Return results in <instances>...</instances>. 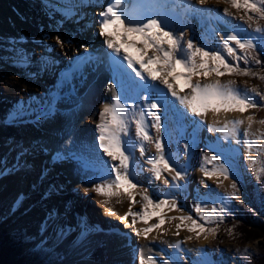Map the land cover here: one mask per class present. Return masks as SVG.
<instances>
[{
  "label": "snow or ice",
  "instance_id": "snow-or-ice-1",
  "mask_svg": "<svg viewBox=\"0 0 264 264\" xmlns=\"http://www.w3.org/2000/svg\"><path fill=\"white\" fill-rule=\"evenodd\" d=\"M133 2L142 7L140 18L127 17L126 8L129 0H110L99 13L98 35L104 37L103 44L110 50L107 52L106 71L110 74L111 80L106 91L111 93V102L105 103L99 111V122L96 124L99 133L97 139L100 151L109 157L110 161L118 163L110 165V172L106 173L110 178L95 183L92 190L106 198L103 201L105 204L110 203L112 198H116V202L120 203V198L126 197L129 201L128 211L120 220L124 222L132 217L133 228L137 220L147 225L149 220L156 218V223L143 229H135L137 237L146 238L154 229H160L167 219L179 221L175 225L177 236L181 225H184L187 231L195 233L197 238L203 234L205 239L209 235L215 239L219 225L230 214L227 200L221 201L218 209L213 207L212 213L208 215L204 214L202 204L196 203L193 210L203 223L198 222L190 214L167 216L165 210L183 211L178 197L187 191L190 161L197 142L196 133L203 127V118L209 113L216 117L221 113L241 114L243 118L225 119L222 125L219 120L216 124H208L207 131L222 134L223 141L231 140L236 144H243L256 183L259 185L264 177V160L260 159V156L264 155V143L256 149L258 155L254 157L253 143L249 140V129L253 123L264 125V119L257 121L254 114L244 116L251 109H264V104L258 103L255 99L258 97L259 101L264 102V90L257 85H250L247 80L241 87L235 80L222 83L219 79L224 76H236L264 83V60L261 59V53H264V24L261 23L264 21V0H195V4L188 0V7L185 9L187 14L201 13L204 6L209 4H223L226 7L222 10V16L218 15L214 19L227 24L229 21L223 17L236 19L232 11L234 9L235 13L240 14L238 19L242 24L251 29V32H246L240 25H236L226 36L221 33L222 48L202 46L188 38L186 31L178 32L176 26L179 25L181 28L184 26L181 20L170 16L162 9L168 0ZM197 4L199 8L196 7ZM156 8L161 10L153 11ZM109 28L122 32L121 42H126L129 47H135L139 56L133 57L126 48H121L120 44L115 43L110 38L112 33L107 31ZM242 32L245 34L242 35ZM27 39L24 36L8 38V46L4 49L12 53L9 60L22 68H28L34 63L31 54L20 47ZM66 42L57 35V44L63 46ZM39 43L43 44L44 40H40ZM89 63L90 59H85L83 63H71L69 68L59 75L53 89L39 98L40 102L37 104L39 115L32 113L37 122L54 119L60 111L59 103L78 93L76 81L86 80L83 66ZM252 65L261 67L259 70H253ZM43 70L47 71V66ZM211 77L216 79H210ZM177 81H183V87ZM30 99L36 101L38 98L33 96ZM31 112V104L25 108L21 103L19 109L10 114L12 122L22 123L25 115ZM148 117H151L150 122ZM245 121L247 127L241 136L240 126L244 125ZM170 123L175 125L181 137L188 134V129L192 128L190 141L183 142V155L186 161L182 165L177 163L180 142L169 130ZM133 125L134 142L131 139L126 141L125 138L131 136ZM150 129L155 131V136L150 133ZM256 139L264 140V133ZM173 143L177 144L175 153L171 149ZM147 145H152L155 149V155L145 160L149 166L147 170L151 173V179L162 181L166 186L170 185L168 192L164 193V198L154 199L149 187L139 186V182L136 181L134 151L138 149L140 155L144 157ZM208 147L217 154L211 156L204 154L200 172L208 179L216 178L218 186L231 178L233 182L230 188L233 191L230 198L239 199L233 167L234 153L238 150L225 147L220 140ZM54 160L75 162L78 173L99 171L94 169L85 157L73 151L67 153L57 151ZM209 164L213 165L211 169L208 168ZM200 183L204 184L205 181L202 179ZM136 196L140 199L137 200ZM241 203L243 204V201ZM135 204L140 205L139 211H133ZM108 215H115L111 208ZM209 224L216 226L209 227L207 226ZM228 231L231 234L232 229ZM180 246V241L174 245L176 249H180ZM138 264H170V261L164 259L158 262L152 256L145 258L141 254ZM200 264L210 262L202 261Z\"/></svg>",
  "mask_w": 264,
  "mask_h": 264
},
{
  "label": "rangeland",
  "instance_id": "rangeland-1",
  "mask_svg": "<svg viewBox=\"0 0 264 264\" xmlns=\"http://www.w3.org/2000/svg\"><path fill=\"white\" fill-rule=\"evenodd\" d=\"M28 1L34 6L35 9L34 11L36 15L34 16L35 17L34 22L37 23L41 15L42 8L45 9L46 7L45 10L56 13L57 15H59L60 18H63L64 26L61 25V27H58L56 32L54 28H50L51 29L50 34H48V37H46V39L44 36H42V38L38 39L36 42H33L35 40L28 39L31 42V48H32L31 49L32 51L29 54H31V59L34 62L28 68H22L16 66L9 60V56H11L12 53H8L4 50L8 46V41L4 40L0 36V70L2 69L4 72H6L10 78L16 80L23 79V81L28 85L29 88V90H27L29 91L28 96H26L23 101L26 103L23 104L25 105V108H27L28 104L32 105V112L25 115V118L22 123L21 122L13 123L12 121L10 122V126L13 127V131H12V133L14 132L13 136L9 139H0V179H4L7 176L8 178H10L11 175H16L17 178L15 179L14 183H12L11 189L13 191L15 190V193H18L17 195L18 197H21V201L18 200V204H16L18 207V209L16 210L11 209L9 211L8 205H6L7 202L6 201L0 202V231L1 230L12 231V230H17L19 228L25 229L26 236L28 237L29 240L26 243V245L23 247L22 254H26V253L31 254L29 264H43L41 262L43 260L47 261V264H67L68 259L65 255L66 250L64 249L65 248L64 243L69 245L72 244L71 245L72 247H70V249H74V247L77 246L80 247V243L85 245L91 244V247L88 249L90 254L94 256V259H91V262L89 264H105V262H107V264H110L111 263L110 254L108 253L106 248L109 244L111 245L112 243H115L116 240L117 242L119 241L118 243H120L122 246L127 248L126 250H128V252L131 255V260H132L131 264H138L139 253H137V251L141 244V242L139 241V237H137L135 233L131 231V229L128 228V226L120 219L116 221H114V219H110L111 221H113L111 223L100 220L102 219L100 215L102 209L98 207V203L96 202L94 196L91 194L83 196V194L79 191V189H73L72 183L64 181L63 180L64 178L61 175H59V173L54 171L55 167L53 165H48V168L44 165L45 160L42 158L43 154L37 152V149L39 150L40 147L38 146L39 144L37 143V139L32 138V134H30L31 132H27L23 129L20 131L21 133L15 132L16 127L17 128L19 127V129H21L24 128L25 124L31 125L34 131L38 130L37 125L40 124V121L37 122L32 113H34L35 115H39V108H37V104H39L40 102L39 98L42 97L46 92H49L50 89L52 88L51 84L53 83L51 82V77H52L51 72L52 69L53 68L55 69L58 65L56 64L55 61L57 60V57L59 55L62 57V63L60 65H64L65 63H68L70 61L72 55L74 54L78 55L80 53H83L82 51L91 50L95 54V56L93 57L94 59L93 62H95L96 60L98 61L92 63L88 67V71L87 69L83 70L84 72L83 75L85 77H89L91 71L94 73L98 70L99 67L103 69L105 63L104 57L102 56L103 51L101 50V43H99L102 37L97 35L98 30L96 29V26L93 25V17H94L92 13L93 9L89 10V7H94L95 0H28ZM44 2H47V4L45 5ZM5 3L6 0H0V13L1 10L5 9L6 6ZM180 4L183 6L187 5L188 7V0H180ZM64 5L66 6V8H60L63 7ZM220 7L224 8L226 7V5L221 4ZM211 9L212 6L210 7V5H206L204 7V10H207L208 12H211ZM70 11H72L73 13ZM232 11L237 18L232 19L231 17H228L231 20L228 24L231 26H235L238 23H241V26L243 28L242 22L238 19L240 14L235 13L234 9ZM88 17H90L91 20H89ZM188 18L191 24H189V26L187 25V28L189 27L191 29H194L195 26L194 24L196 23L194 14H188ZM207 22L210 23L212 26L215 25L213 23V20H211L209 16H207ZM261 23L264 24V21H261ZM201 26L203 28V24H201ZM34 27L35 29H39L43 31L44 29L47 30V28H44L42 25L41 26L34 25ZM214 29L215 31L209 28L211 32V37H209L206 32L204 33H200V31L196 32L197 38L196 41L195 40L194 41L202 46H211L212 48H222L221 35L217 31L216 27ZM246 32H251V29H249L247 25H246ZM241 34H245V33L242 32ZM57 35H59L62 39H64L69 43L70 47H72L71 50L67 52H62L61 50L60 52H58L59 54L56 53L58 51L57 49L62 48L61 45L56 43ZM118 36L119 35H114L113 37L110 38H112L115 41L116 40L115 37L117 38ZM42 39L44 40L43 44L39 43V41ZM128 39L130 40L131 37H128ZM28 40L25 43L26 46L28 45L27 43H29ZM118 41L119 43L118 42L117 43L120 44L121 48H123V46L125 45L124 48H126L127 51H129L128 50L129 46H126L127 45L126 42L122 43L120 38H118ZM87 46L90 49H87ZM36 47H38L39 49H37ZM55 47L57 48L56 50ZM130 49H136V48L130 47ZM98 50H100V53H98ZM45 62H47V64H45ZM57 63H59L58 60ZM45 66H47V71L43 70ZM241 66H243V62H241ZM252 67L253 70H259L258 68H256V65H252ZM16 70L18 71L16 72ZM36 73L38 74L33 75ZM56 76H58V74H56ZM93 76H95V74H93ZM99 77L100 76H98V78L97 77L94 78L93 81H90L91 83L89 84V86H94L95 84H98L99 82L97 83V81L99 80ZM221 79H223L225 82L229 80H235L236 83H240L238 82L240 80H244V81L247 80L250 85H257L261 90H264V86L260 83V81L255 79H249L247 77H236V76H224L221 77ZM110 80L111 78L109 77V73H108L106 75L105 81H103V83L101 84L104 91L108 87ZM83 82L84 80H79V79L76 81V85L78 89ZM85 95L82 93L80 95H73L70 99L59 103L58 108L60 111L57 115L61 116L64 113L67 114V112L76 114V112H80V110H82L85 106H90L95 116L96 113H98L104 106L105 103L104 99L102 98V96H100L99 98L94 96L92 97L91 104H86L85 97H89L90 94H85ZM33 96L37 97L38 99L36 101L31 100L30 98ZM256 101L260 104H264V102L259 101L258 97H256ZM75 105H79V106L74 107ZM253 110H254V115L256 117L259 116L258 117L259 120L264 119V109L257 108ZM148 120L150 122L151 117H149ZM86 122L82 124H80L79 122L74 123L75 126L74 140L70 144L73 145L71 149L75 150V148H77L75 152L79 154L81 153L83 157L89 160L90 158H93V155L96 153L95 151L97 150H99L98 152L102 153V155L104 153L99 149V142L97 139L99 133L96 130L97 122L94 121H86ZM172 125L173 124L171 123L168 125L170 131ZM262 126L264 129V125ZM153 131L154 130L150 129V133L153 136H155V132ZM132 132L133 131H131V134ZM59 135H60L59 136L60 140L62 139L65 140V136H63L64 133H60ZM130 139L133 141L132 136L125 138L126 141ZM188 141H190V137L188 138ZM127 146L128 145L126 143L125 147ZM179 147H180L179 158L182 161L180 163L182 165L185 163L186 157H184L183 155V142L181 140L179 143ZM203 147L205 146L204 145L201 146V143H199L197 140L195 144V151L192 157L199 158L200 150H202ZM146 148H147V152L144 157L140 155L138 149L134 151L136 169L138 170L140 169V171L136 172L139 185L143 187L145 186L149 187L150 192L153 193L154 199L164 198V193L168 192L170 185L166 186L162 183V181H156L157 184H155L151 179V173H149L147 170L149 166L145 163V160L147 159L146 156L150 151L149 145H147ZM151 148H152V152H154L155 155L154 147L151 146ZM26 149L29 151L30 154H25ZM171 149L173 153L176 152L175 151L176 148L174 149L171 146ZM180 154L183 155V158H181ZM254 154L255 156L258 155L257 152H254ZM260 159L264 160V155L260 156ZM106 162L107 160L103 161L102 164L103 167H106L107 165ZM72 163L75 167L76 172L78 173L77 164L75 162ZM114 163H118V162H114ZM91 164L94 165V163ZM238 164L239 163H233V167L235 169V178L238 184L237 195L239 196V199H231V202L228 204V207L230 209V214L225 217V220L227 221L233 219V221L236 222L240 218L242 219V221H245L251 225L254 226L257 225L263 228L264 222L262 223L261 221L252 220L250 215L251 212L250 208L254 207L255 199L257 198L259 191H264V177H262L261 182L258 185L255 179L253 178L254 176L253 171L248 170L247 172H245L241 164L239 165ZM43 166L46 167V168L44 167V170H43ZM198 167L200 166L191 165L188 172V176L191 175V173L193 172L203 176V174L200 172ZM17 173H19L20 175ZM79 174L84 175L86 181H89L92 184L98 183L100 182L99 180H101V178H99L98 176L96 177L97 173L95 174L94 171H88ZM53 178L58 180L59 183L61 182L62 186L64 185L66 189L65 190L63 189L58 192L51 191L49 189L51 187L49 181L51 182V179ZM225 181L230 182V184L233 182L231 178L229 180H224L223 182ZM187 184H189V177H187ZM212 186H214L213 189L210 188L211 190H209V188L206 187V183L201 184L199 181H197L196 190L194 189L192 192V190L187 189V191L183 195L178 197L179 204L183 208V211L177 212L175 214H177V216L182 214H190L193 216L194 219H197L198 222L203 223L202 221L199 220L197 214L193 210V206L196 203H201L205 215L212 213L213 207H216L217 209L220 207L217 200L213 202L212 201L213 199L211 200L208 197V194L210 192L212 193V191L214 192L219 191L218 184H214ZM229 191L232 192L233 190L229 187ZM68 194L73 195L71 200H69V202L71 203L73 202V204L75 205L74 212L73 210L70 211L68 206L69 204L65 203L66 197L70 198ZM138 197L139 196H136L137 200L140 199ZM58 198L61 199L57 200ZM241 201H243V204L241 203ZM23 202H27L28 204L32 203V206L30 208H36V204L33 203H39V204L41 203L44 205L46 210L42 211L43 215L38 214L39 218L42 217L41 219H43V217H47L49 221L53 222L52 223L53 225H56V223H58L59 224L58 227L60 231H58L56 228V232L59 236L65 230H67L68 234H70L68 235L65 232L62 234L63 238H65L63 240V245L61 241L57 240L58 237H55V235H53L54 231L49 229L47 225L44 226L46 231H48L46 232V235L49 238L45 240L46 242L45 241L42 242V240H40L42 238L40 235L30 232V226H31L30 223L29 222L23 223L22 221L24 210L23 207L21 206L23 205ZM136 209L137 210L140 209L139 204L137 205L135 204L133 206V211H135ZM64 210L66 212H69L70 214L67 213L68 215H66V212ZM5 213H7L9 216L5 215ZM2 214L5 215V218L1 216ZM6 216H8L10 220L9 222ZM225 220L223 224H226ZM82 221L85 224H83ZM95 221H98L100 223H97ZM177 223H179V221H177ZM100 224H102V226H100ZM207 226L215 227L216 225L209 224ZM81 227H83L84 229H82ZM91 230H93L94 233H90ZM182 230H187V228L184 227V225H181V228L179 229V233H181ZM176 231L177 229L175 227L173 230V234H175ZM253 233L256 234L258 233V231L252 232V235ZM169 234L170 233L168 234L162 233L156 236V239H158L160 243H156L153 241V243L151 244L152 247L154 248L152 252V257L155 258L158 262L164 259H168L170 261V264H196L195 256L190 254H185V252L181 250L173 251L172 248L169 246V244L164 243V240ZM201 236H202L201 238L204 239L203 234ZM207 238H211L209 248L211 249L212 256L214 257V262L218 264H231L228 255L226 257H222L219 254L220 251H223L224 249L223 247L225 248L230 247V250H233L230 253L231 254L230 256H232V258L234 259L238 258V260H240V257L246 258V256L253 255L256 253V250L259 247L264 246L263 237L256 238L255 240H250L248 242L243 241L242 239L241 240L235 239L234 237H231V234H229V232L226 230V227L221 224L219 225V230L216 234V238L213 239L211 235H209ZM141 240H144L145 242H147V244L151 242L149 239L145 237H141ZM49 243H52L53 245ZM68 252L69 251H67V253ZM95 252L97 253V255L100 254V256L102 257V262H98L99 260H97V255L95 254ZM137 254L138 257L136 256ZM26 260L29 259L28 257L24 256V261ZM80 261L81 260L79 259L73 258L70 260V263L79 264ZM240 264H242L241 260H240Z\"/></svg>",
  "mask_w": 264,
  "mask_h": 264
},
{
  "label": "bare ground",
  "instance_id": "bare-ground-1",
  "mask_svg": "<svg viewBox=\"0 0 264 264\" xmlns=\"http://www.w3.org/2000/svg\"><path fill=\"white\" fill-rule=\"evenodd\" d=\"M100 1H103V0H96V3H99ZM105 1H107V0H105ZM168 2L170 3V5L167 3L166 7H168L170 10L175 11L176 13H178L183 18V24H184L183 28H179L176 26V30L178 32L179 31H186L188 34V38H192L195 41L197 38L196 32H199V31H200V33L206 32L207 35L209 37H211V32H210L209 28L212 30L216 27L217 31L220 34L222 33V34H224V36H226L233 28V26L229 25L228 23L225 24V23H222V22L214 19V17H216L218 15L222 16V9H223L220 7V5H214V4H209L210 7L212 6L211 12H208L207 10H203V12H201V13H195L194 16H195L196 23L194 24L195 25L194 29H191L189 27L187 28V25L189 26V24H191L189 21V18H188V14L185 12L187 5H185V6L181 5L180 0H168ZM44 3H45V5L47 4V2H44ZM191 3L195 4V0H191ZM5 4H6L5 9L1 10V13H0V36L4 40L8 41V38L20 37V36H24V37H27L28 39L35 40V41H37L38 39H41L42 36H44L46 39V37H48V34H50V30H51L50 28H54V30L56 32L58 27H61V25L64 26L63 18H60L59 15H57L56 13L45 10L46 7H45V9L42 8V10H41L42 12H41V15H40L37 23L34 22V18H35L34 16L36 15L35 11H34L35 9H34V6L28 0H6ZM64 6L60 7V8H66V6L65 7ZM196 7L199 8L200 6H198V4H197ZM67 12H69V11H67ZM70 12H72V11H70ZM207 13H209V14H207ZM207 16H209L210 19L213 20V23L215 24L214 26H212L210 23L207 22ZM223 19L226 21H229V22L231 21L230 18H228V17H223ZM201 24H203V28H202ZM34 25H39V26L42 25L44 28H47V30L44 29V31H43V30L35 29ZM237 25L241 26V23H238ZM243 29L246 30V24H243ZM110 30H114V29L110 28ZM114 32H117V31L114 30ZM114 35H119L117 38L115 37L116 40L114 41L115 43H117V42L119 43L118 38L121 39L123 33L120 32V33L112 34V37ZM28 42L29 43H27L28 44L27 46L25 44L26 42H24L20 45V47L25 49L27 51V53H30L32 51L31 50L32 49L31 48V42L29 40H28ZM102 45L103 46H101V50L103 52H106V54H105V59H106L108 50L106 49V47L104 46L103 43H102ZM98 46H99V44H98ZM124 46H123V48H124ZM126 46H128V45H126ZM36 48L39 49L38 47H36ZM71 48L72 47H70L69 43L67 42L62 46L61 49L60 48L57 49L55 47V50L57 49L58 51L56 53L59 54L58 52H60L61 50H62V52H67V51L71 50ZM128 48H129L128 52L133 57L139 56V53L137 52L136 49H130V47H128ZM87 49H90V48L87 46ZM74 53H76V52H74ZM67 59H68V57H67ZM57 60L59 61V64H60L62 61V57L59 55L57 57ZM91 64L92 63L86 64L83 67V70L87 69V71H88V67ZM106 64H107V62L104 63L103 69H101L100 67L99 68L97 67L98 70L96 72L93 73L91 71L90 76L86 77L87 79L84 80V82L81 84L83 86H81V85L79 86L78 93L76 95H80L81 93L84 95L90 94L89 97H85V99H86L85 103L86 104H91L92 97L95 96V97L99 98L101 95H102V98L104 99L105 103L111 102V93L106 91L107 88L104 91V89L102 88V85H101L103 83V81H105L106 75L108 74V71H106ZM66 65H64V66L59 65V66H57V68L52 69L51 82L53 84H51L52 88L50 90H52L54 85H56L57 79H58L59 75L63 72V70L70 66V65L69 66H66ZM17 71L18 70H16V72ZM56 74H58V76H56ZM93 74H95V76H93ZM98 76H100L99 80L98 81L96 80V81H97V83L98 82L99 83L95 84L94 86H89V84L91 83L90 81H93V79L96 77L98 78ZM210 79H216V78L211 77ZM219 79L222 83H226L223 79H221V77ZM238 82H240V83H237V85L242 87L245 81L240 80ZM177 83H179L180 86L183 87V81H177ZM27 90H29L28 85L23 81V79L16 80V79L10 78L6 72H4L2 69L0 70V139H9L13 136V134H14V132L12 133L13 127L10 126V122L12 121V116L10 114L15 113L16 110L19 109V107L21 106V103H26L23 101H24V98L26 96H28L29 91H27ZM98 114H99V112L96 113V115L94 116V112H92L91 107L85 106L82 110H80V112H76V114L67 112V114L64 113L61 116L57 115L54 119H49V120H44V121L41 120L40 124L37 125V127H38L37 131L36 130L34 131L31 127V125L25 124L24 128L19 129V127L18 128L16 127L15 132L18 133L22 129L27 131V132H31L30 134H32V138L37 139V143L39 144L38 146L40 147L39 150L37 149V152L43 154L42 158L45 160L44 165L47 168H48V165H53L55 167L54 171L59 173V175H61L64 178L63 179L64 181L72 183L73 189H79V191L83 194V196L84 195H90V194L93 195L96 202L98 203V207H100L102 209V211L100 213L102 219L107 218V219H114V221H116V220L120 219L121 216L124 215V212L128 211V207H129L128 202L129 201L126 197L120 198V203L116 202V198H112L110 203H108V204L103 203V201L106 198L98 195L97 193H95V191L92 190L94 187V184H92L89 181H86V179L84 178V175L76 172L72 161L54 160V156H55L57 151L62 150L65 153H67L69 151L75 152V150H77V148H75V150L71 149L73 145L70 144L74 140V133H75L74 132V130H75L74 123L79 122L80 124H82V123H85L86 121H94V122L98 123L99 122V115ZM248 114H254V110L253 109L249 110V112L245 113L244 116H246ZM258 117L259 116H257V117L255 116V119L257 121L259 120ZM239 118H243V117L241 116L240 113H235V112L227 113V114L221 113L219 115V117H216V116L212 115L211 113H209L206 117H204L203 118V127L197 131L196 137H197L198 142L201 143V146L204 145L205 147H203V149L200 150L199 158L198 157L197 158L192 157L190 164L192 166H195V165L200 166V163L203 159L204 154H207L209 156L216 155L217 153L209 150L208 145L214 144L215 142L220 140V142L223 143L225 147H230L232 149L238 150V152L234 153V163L241 164V166L243 167V170L245 172H247L248 170L252 171V169L249 167L250 162L248 161V158H247L248 153L245 151V147L243 144H236L234 141H231V140L223 141L222 140V134H220V133H209L207 131V125L208 124H216L217 120H219L220 125H222V123L224 122L225 119H239ZM147 119H149V117ZM133 127H134V125L132 126V128ZM246 127H247V121H245L244 125L240 126L241 136H242L244 128H246ZM56 131H57V133H56ZM131 131H133L132 132L133 135L131 134V136H132V139L134 141V137H135L134 128ZM171 131H172L174 138L180 139L182 142H184V141H188V138L190 137V134L192 133V128L190 127L188 134H185V136H183V137L180 136V133L177 131L175 125H172ZM153 132H155V131H153ZM249 132H250L249 140H250V142L253 143L252 155L255 157L254 152H256V149L260 146V144L264 143V140H257L256 137L260 136L261 133H264V129H263V126L260 125L259 123H253L251 129H249ZM60 133H64L63 136H65V140L59 139ZM180 140H179V142H180ZM69 141H71V142L69 143ZM151 146L152 145H149L150 151L148 152L146 158L149 156H154V152H152ZM171 146L174 149L176 148L175 151H177V144L176 143H173V145H171ZM81 151H78V152H81ZM98 151L99 150L95 151L96 153L93 155V158H90V159L88 158L89 159L88 161H90V163H94V165L91 164L92 167L94 169L99 170V171H94L95 174L97 173L96 177L98 176L99 178H101V180H99V181L103 182L104 180L110 178L106 173L110 172V165L114 162L110 161L109 157L105 156L104 154L102 155V153H99ZM80 155H82V154L80 153ZM181 158H183V155H181ZM106 160L108 163L106 162V164H107L106 167H103L102 166L103 161H106ZM181 162L182 161L179 158L177 163L180 164ZM45 166H43V170H44ZM212 167H213L212 164L208 165L209 169H211ZM198 168H200V167H198ZM135 170H136V172L140 171V169L138 170L136 168H135ZM30 171H31V169H30ZM17 174H19V173H17ZM165 175H167V174H165ZM188 177H189V184H187V189L192 190V192L194 189L196 190V182L197 181L200 182L202 179L205 181L206 187H208L209 190L213 189L214 186H212V185L217 184L216 178L208 179V178H206L200 174H197L195 172L191 173V175H189ZM16 178H17L16 175H11L10 178H8V176H7L4 179H0V202L6 201L7 202L6 205H8L9 211L11 209H15V210L18 209L16 204H18V200L21 201V197L17 196L18 193H15V190L13 191L11 189V185H12V183H14ZM136 178H137L136 181H138L137 175H136ZM94 179H95V177H94ZM100 182H98V183H100ZM153 182L155 184H157L155 180H153ZM49 183L51 184V187L49 189L53 192H56V191L58 192V191H61L63 189L64 190L66 189L65 186L64 185L62 186V183L61 182L59 183L58 180H56L55 178L51 179V182L49 181ZM212 183H214V184H212ZM229 187H230V182L225 181V182H223V184L221 186H219V191H215V192L212 191V193L210 192L208 194V197L211 200L213 199L212 200L213 202L215 200H217L219 205H221V201H223V200H227V202L229 204L231 202V198H230L231 192L229 191ZM9 191H11V192H9ZM13 193H14V195H13ZM68 196L70 198H67L65 196L66 197L65 203H68L70 211L73 210V212H74V206L75 205L73 204V202L72 203L69 202V200H71L73 195L68 194ZM60 199L61 198H58L57 200H60ZM157 199H159V198H157ZM33 204H36V208H30L32 206V203L28 204L27 202H23V205L21 206V207H23V210H24V213L22 216L23 223L29 222L31 225L30 226V232H33L37 235H40L42 237L40 239V240H42V242L45 241L46 239H49L48 236L46 235V232H48V231H46V229L44 227L45 225H47L49 229L54 231L53 235H55V237H58L57 240L61 241V243L63 245V240L65 238H63L62 234L64 232L68 234V231L67 230L63 231V233L59 236L56 232V228L58 231H60L59 227H58V225H59L58 223H56V225H53L52 224L53 222L49 221L47 217H43V219H41L42 217L39 218L40 214L43 215L42 211L46 210L44 205L41 203L40 204L39 203H33ZM108 206L113 209L112 211L115 213V215H111V216L108 215V211L110 209ZM123 209H124V211H123ZM139 210L136 209L135 211H139ZM165 212H166L167 216H177V214H175L177 212H175V211L167 212V210H165ZM46 213H48V212H46ZM5 215H8V214L5 213ZM5 215L2 214L1 216L5 218ZM8 216H6V217L8 218ZM91 218H93V217H91ZM57 219H58V217H57ZM9 221L10 220L8 218V222ZM95 222L100 223L98 221H95ZM156 222H157V220L155 217H153L151 220H149L147 225L144 224L142 221L137 220L135 228H133L132 218H128L127 221H124V223L128 226V228H130L131 231H133L134 233H135V229H143L144 227H148L149 225L156 223ZM82 223L85 224L83 221H82ZM109 223H111V222H109ZM176 224H177V221H168L166 219L165 223L161 226L160 229H155L152 232L147 234L146 238L151 241L149 244H147V242H145L144 240H141V237H143V236L139 237V241L141 242L139 249L137 251V253H139V256L141 254L144 255L145 258L152 256V252H153L154 248L152 247L151 244L153 243V241L156 243H160V241L158 239H156V236H158L159 234H162V233H166V234L170 233L169 235H167L166 239L164 240V243L169 244V246L172 248L173 251L181 250V251H184L185 254H190V255L195 256L196 264H200V262H202V261H208V262H210V264H218V263L214 262V257L212 256L211 249L209 248L211 238L202 239L201 238L202 236L197 238L195 236V233H190L187 230H182L181 233H179V235L177 236V235L173 234V230H174ZM81 226H83V225H81ZM100 226H102V224H100ZM81 228L84 229L83 227H81ZM90 233H94L93 230H91ZM68 235H70V234H68ZM135 235H136V233H135ZM189 237H191V239H189ZM177 241L181 242L180 249H176L174 247V245L176 244ZM116 242H117V240H116ZM116 242L112 243L111 245L109 244L106 248V250L110 254V262H111L110 264H131V261H132L131 255L128 252V250H126L127 248L122 246L120 243H118L119 241L117 243ZM49 244L53 245L52 243H49ZM64 245H65L64 249L66 250L65 255L68 259L67 264H74V263H70V260L73 258L81 260L79 264H89L91 262V259H94V256L90 254L89 249H88L91 247V244L85 245V244L80 243V247L77 246V247H74V249H70V247H72L71 246L72 244L69 245V244L64 243ZM223 248H224L223 251L219 252V254L222 257H226L228 255L229 256L228 258H229V261L231 264H240V260H238V258L234 259V258H232V256H230L231 255L230 253L233 251V250H230V247H228V248L223 247ZM67 251H69V252L67 253ZM95 254L97 255L96 252H95ZM136 256L138 257V254ZM97 260H99L98 262H102V257L100 256V254L97 255ZM105 264H107V262H105Z\"/></svg>",
  "mask_w": 264,
  "mask_h": 264
},
{
  "label": "trees",
  "instance_id": "trees-1",
  "mask_svg": "<svg viewBox=\"0 0 264 264\" xmlns=\"http://www.w3.org/2000/svg\"><path fill=\"white\" fill-rule=\"evenodd\" d=\"M261 59L264 60V53H261ZM261 66H257L259 69ZM263 86L264 83L260 82ZM257 199V200H256ZM255 199L254 207L250 208L251 218L255 221L264 222V191H259L257 198ZM226 221V220H225ZM226 224L221 225L226 227V230L232 229L231 237L235 239L250 241L256 238H264V227L261 228L257 225H251L242 219L238 221L227 220ZM258 231V233L252 235V232ZM229 232V231H228ZM28 237L23 228L17 230H1L0 231V264H29L31 254H22V249L28 242ZM24 256L29 260L24 261ZM242 264H264V246L259 247L256 253L253 255L241 258ZM43 264H47V261H41Z\"/></svg>",
  "mask_w": 264,
  "mask_h": 264
}]
</instances>
